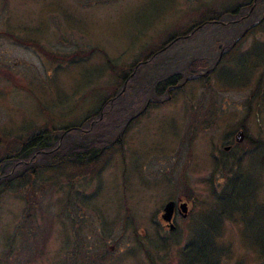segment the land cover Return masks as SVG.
<instances>
[{
  "label": "rangeland",
  "instance_id": "374dc122",
  "mask_svg": "<svg viewBox=\"0 0 264 264\" xmlns=\"http://www.w3.org/2000/svg\"><path fill=\"white\" fill-rule=\"evenodd\" d=\"M249 1L0 0V137L76 125L113 92L120 97L103 124L115 116L124 123L110 130L109 142L121 132L120 139L95 162L64 165L59 176L40 170L31 192L0 193V264H70L72 220L80 253L101 264H176L199 236L225 248L222 264H263L264 93L248 110L244 104L255 81L264 84V7L249 20L261 24L218 62V46H230L245 27L200 24ZM190 59L195 75L203 74L197 66H213L205 79L160 99L129 92ZM239 129L259 144L222 155ZM9 143L0 140L1 156L19 146ZM217 162L232 163L230 172L241 177L235 196L216 205L221 216L212 208L225 186ZM177 197L189 212L169 234L158 214Z\"/></svg>",
  "mask_w": 264,
  "mask_h": 264
},
{
  "label": "trees",
  "instance_id": "16d2710c",
  "mask_svg": "<svg viewBox=\"0 0 264 264\" xmlns=\"http://www.w3.org/2000/svg\"><path fill=\"white\" fill-rule=\"evenodd\" d=\"M261 5L264 7V0H250L248 3L236 5L229 11H226V9L224 12L222 10L218 15L205 17L200 22L202 25L210 24L217 27L225 25V27L232 28L238 27V24L244 25L245 27L242 32L237 34L235 39L229 43L230 46H218L221 52H219L217 55L215 59L216 62L220 60L219 58L222 56V53L226 51L225 49H231L233 47L235 40L243 36L245 37V34L253 31L254 27L257 28L261 24V20L249 23L251 15L253 14L256 6ZM239 10H241V12ZM238 12H240L239 15ZM243 20H248L246 23L247 25L243 24ZM187 32L188 31L182 34V38L180 36L181 33L175 34V40L188 37L189 33ZM43 51L45 52V50ZM48 54L51 55L50 53ZM153 56L154 54H151L146 57V61L148 60L151 62L156 57ZM190 60L185 62V65H181L182 68L179 70H176L174 67L180 64L172 66L171 69L170 65L165 66V69L162 70V72L148 76V78L145 80L148 85L143 87V83H140L136 87L132 88L129 92H131V95L134 97L137 94H141L140 96H151V98L160 99L161 96L167 94L169 91L183 88L186 83L191 81L197 82L199 80L205 79L209 70L213 68V66L211 68H205L204 65L201 67L196 65V68L201 69L204 73L202 75H195L193 68L195 62H193L194 59ZM154 70L155 68L153 71ZM168 70H171V72ZM125 79L126 77H124V81ZM258 82L259 79L255 81L258 88L256 89L255 87V89L250 92L248 100L244 104L247 107V110L250 108L248 104L249 101L256 96H262L264 93V84L260 86V84L258 85ZM119 97L120 96H118L117 93L113 92L112 95L102 100L97 111L89 113L83 121H80L76 125H72L73 127L70 125L59 130L51 129L50 127L42 128L36 129L34 132L31 131L29 134H27L26 131H29L30 128L26 130L20 128L16 131H13V134L9 132L7 133L9 135H2L3 137H0V140H2L4 145L7 144V142H11L14 145L18 143L19 146L15 148L14 152L11 151L10 153L7 152L5 155H0V193L5 190L15 188L16 186L17 188L19 186L25 187L29 190V192H31L30 190L39 183V181H35V179L40 170H51L58 173L59 176L61 172L60 168L64 165L69 164L71 166L74 165L81 168L85 167L86 163H93L99 156H103L104 152L109 147L116 145L120 139V130H118L120 133L117 134L115 143L109 142L108 139V136L111 137L110 130H112V128L113 130H116L117 128L122 127L124 124L119 123V117L115 116L114 118H108V121L111 124L107 128L103 124V121L106 120L108 116V111L112 112L114 102ZM137 113H135L132 117L136 116ZM246 118L247 116H245L240 126V129L244 132L247 129L246 125H244ZM93 123L96 124L92 125ZM44 126H48L47 122ZM74 134L78 136L79 141L66 144L65 142L67 141H65V138ZM244 144H246L248 148L251 147L252 149L255 148V145L259 144V142L253 141L249 135H244L242 142L239 144L233 143L229 151L243 148L242 146ZM6 150L10 151L11 149L8 146ZM118 150H121V148ZM220 153L223 155L226 154L227 151H225L223 148V151ZM216 164V171L220 172V177L225 179V186L220 193L215 194L212 208L216 210L218 215L221 216L223 214V208L220 206L217 208L216 205L222 203V200L225 201L227 197L230 198L231 196H235L237 187L241 184V182H239L241 181V177L237 176L239 172L238 174L237 172L236 174L230 172L234 166L232 163L228 162L227 165H225L224 163L217 162ZM213 178L215 177L213 176ZM76 180H78V178L73 180L74 184L77 182ZM73 181L67 182L71 183ZM68 207L69 204L67 205V210ZM72 224L71 238L73 247L70 251V264H101L93 260V256L89 258L85 252L80 253V248L82 246H77L79 242L76 239V223L74 220H72ZM199 237L200 238L197 239H195V237H190L185 247L178 253L176 264H222L223 255L226 252L225 248L213 245L210 240L204 239L202 236ZM157 239V244L159 242L161 244V237H157ZM138 244H143V241H138ZM260 263L264 264L263 251L260 255Z\"/></svg>",
  "mask_w": 264,
  "mask_h": 264
},
{
  "label": "flooded vegetation",
  "instance_id": "af4514ba",
  "mask_svg": "<svg viewBox=\"0 0 264 264\" xmlns=\"http://www.w3.org/2000/svg\"><path fill=\"white\" fill-rule=\"evenodd\" d=\"M147 61H148V60H147ZM202 73H204V72H202ZM243 136H244V134H243ZM223 148H227V150H225V151H228V150L231 148V146H226V147H223ZM255 189H256V185L253 184V185H252V188L250 189L252 195H254ZM170 201H173V202H174L173 213H172V217H171V220H170V224H171L173 227L169 229V224H165L164 222H160V221H161V220H160V214H161V210H162V209H160V212H159V214H158V221L161 223L160 226H161L163 229H165L166 232H168V233H173V231H174L175 228L177 227V223H178V221H180L179 218H180L181 220H185L186 217L188 216V212H189V210H188V208H187V202L184 201V200L182 201L181 197H177V198H175V199H173V200H170ZM181 202H184V203L186 204V214H185L184 217L182 216V212H181L180 209H179V204H180ZM256 204H257V203H256ZM81 210H83V208H81ZM157 225H158V223H157Z\"/></svg>",
  "mask_w": 264,
  "mask_h": 264
},
{
  "label": "water",
  "instance_id": "95a60500",
  "mask_svg": "<svg viewBox=\"0 0 264 264\" xmlns=\"http://www.w3.org/2000/svg\"><path fill=\"white\" fill-rule=\"evenodd\" d=\"M242 134L243 133L240 130L237 131V133L234 136V143L241 142ZM224 150H227V148H224ZM173 208H174V202L168 201L163 205L161 214H160V220L165 222L166 224H169V229L173 227L170 224V220H171L172 213H173ZM179 209L182 212V216L184 217L186 214V204L184 202H181L179 204Z\"/></svg>",
  "mask_w": 264,
  "mask_h": 264
}]
</instances>
